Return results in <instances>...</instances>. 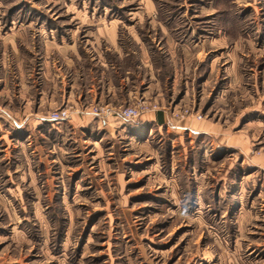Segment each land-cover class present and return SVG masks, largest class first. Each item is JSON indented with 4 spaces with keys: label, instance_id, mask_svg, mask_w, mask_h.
Segmentation results:
<instances>
[{
    "label": "rangeland",
    "instance_id": "rangeland-1",
    "mask_svg": "<svg viewBox=\"0 0 264 264\" xmlns=\"http://www.w3.org/2000/svg\"><path fill=\"white\" fill-rule=\"evenodd\" d=\"M62 58L162 123L31 116ZM0 264H264V0H0Z\"/></svg>",
    "mask_w": 264,
    "mask_h": 264
},
{
    "label": "crops",
    "instance_id": "crops-1",
    "mask_svg": "<svg viewBox=\"0 0 264 264\" xmlns=\"http://www.w3.org/2000/svg\"><path fill=\"white\" fill-rule=\"evenodd\" d=\"M66 58H62L64 61L63 64L67 68L66 73L61 70L60 66L55 67L54 65H52L53 71H49L48 66H46L47 63L44 62L45 69L43 72L40 70L42 72L40 75L45 82H41L40 90L36 92L37 99L35 100L36 96L33 95L34 100L31 101V95H28L25 104L33 110V112L30 113L31 116L36 117L39 121L45 122L49 120L47 115L51 109L56 110L63 106L75 104L78 107L72 111L69 122H86V124H90L95 119L99 125L104 127L117 124L125 126V128L127 126L133 127L137 124L135 120L125 121L116 115L109 116L102 121L90 114L88 109L89 106L94 104H102L111 108L122 107V102L126 95V89L124 87L126 84L124 80L127 83V78L115 75L105 80L103 72H99L98 75L90 69L89 72H76L74 71V67L70 66L71 64L73 65L72 61L74 58ZM68 61L71 63L69 64ZM112 73L115 74L114 72H111V74ZM116 81L117 84L115 83ZM48 82L50 84H47ZM28 89H31V86L28 87ZM28 93L35 94L31 90ZM139 120L142 122L141 126H144L151 121L162 123L163 118L162 113L158 112L156 114H145L141 116ZM175 127H173V129L177 131H187L189 136L191 134H199L194 128H186L185 126L179 125Z\"/></svg>",
    "mask_w": 264,
    "mask_h": 264
},
{
    "label": "built area",
    "instance_id": "built-area-1",
    "mask_svg": "<svg viewBox=\"0 0 264 264\" xmlns=\"http://www.w3.org/2000/svg\"><path fill=\"white\" fill-rule=\"evenodd\" d=\"M145 101H138L133 105L111 108L106 106H95L90 108L89 113L96 116L99 120L104 121L109 116H119L125 121H131L144 115L146 112L153 110ZM70 108L57 109L49 113L48 118L52 121H64L70 117Z\"/></svg>",
    "mask_w": 264,
    "mask_h": 264
}]
</instances>
